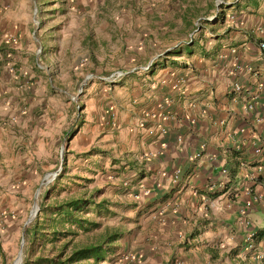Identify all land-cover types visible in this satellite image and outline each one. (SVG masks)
I'll return each mask as SVG.
<instances>
[{"label":"crops","instance_id":"obj_1","mask_svg":"<svg viewBox=\"0 0 264 264\" xmlns=\"http://www.w3.org/2000/svg\"><path fill=\"white\" fill-rule=\"evenodd\" d=\"M43 1L63 9L74 0ZM215 2L76 0L85 10L80 20L95 10L99 26L90 29L108 57L118 45L128 52L121 69L151 59L156 65L111 85L83 83V74L82 118L70 127L76 115L65 97L41 84L29 40L34 30L19 0H0V173L19 169L16 189L28 188L36 175L30 171L45 162L43 150L70 137V180L92 182L98 199L110 203L114 215L95 219L100 229L119 227L123 253L131 249L143 264H264L244 239L255 231L261 247L264 238V203L245 208L251 196L264 195V0H224L218 18L203 20L180 54L165 55L197 19L216 12ZM50 10L41 13L43 25L60 17ZM38 32L48 51L52 31ZM97 59L101 66L103 57ZM234 81L239 93L230 92Z\"/></svg>","mask_w":264,"mask_h":264},{"label":"rangeland","instance_id":"obj_2","mask_svg":"<svg viewBox=\"0 0 264 264\" xmlns=\"http://www.w3.org/2000/svg\"><path fill=\"white\" fill-rule=\"evenodd\" d=\"M19 2L20 12L25 15V17H28L30 30H35L36 32L38 28H36L32 22V8L34 3L38 5L37 0L35 2L32 0H19ZM64 4L63 9L58 6H52L51 4L42 5L44 17L46 14H51L50 11L52 10L50 9H55L53 10L54 14L59 13L60 17H56V15L53 14V18L51 16L48 17L47 20H44V25L42 23V15L39 17L38 27L40 26V28L43 29L46 26V28L52 31L53 36L49 38L45 36V39L49 41L48 45H50V47L48 51L46 47L42 48V53L39 54V61H41V65L44 66V68L40 69L37 67V71L42 79V86L46 84L48 87L51 83V87H53L51 89L55 90V93H57L56 95H63L67 103H69V108H71L76 115L70 122V127H73V125L82 118V116L79 117L77 114L81 109L78 106L82 105V100L79 98L82 93H78V89L82 83L83 74L93 72L96 74L98 72L100 75H104L112 70L120 69L126 66L128 52L123 51L120 45H118V50H116V52H111V58L108 57L109 52L102 49L96 40L98 36L94 35L90 29L99 26L98 22L95 23L92 18L95 10L87 9L85 16L89 15V18L83 21L79 19L80 13L85 11L80 9L81 7L79 6H82L81 4L76 3V0ZM60 26L63 27L59 29ZM85 33L86 35H84ZM34 35L35 38L33 34L30 33L29 40L33 45V49L36 51L41 45L43 36H40L39 32ZM82 40L87 41V43ZM117 41H119V39ZM183 45L186 46V44ZM45 54L46 57H44ZM97 57H103V59H101V66L100 62L94 61L95 58L98 61L100 60L97 59ZM113 62L115 64H113ZM83 88H87L86 84ZM67 142L68 140L66 138L56 145V149L43 150L44 155H46L44 157L45 162L39 163L36 169L31 170L30 167L28 169L27 173H29L30 170V173H36L35 178L31 177V179H33V184L28 188L21 190L16 189L19 182H21L19 169L10 172L8 169H10L11 166L9 168H3V172H1L3 179H0V264H23L24 255L26 253L25 245L27 244L25 241L24 229L35 218L38 212L37 210H39L40 206L43 204L42 201L45 198V193L48 191V188L45 187L39 191L38 195H35L36 189L45 171L52 169L56 165L48 163L47 161H49V159L54 157L57 163H59L62 160V154L65 152L66 160L62 161V163H65L63 164L64 169L59 183L57 184V188L62 186V189H59V194L57 191L50 192L49 199L45 202L52 201L56 198L61 199L62 197H69L74 193H79L81 191L87 192L93 189L92 182L90 181L88 182L84 181V179L77 178L75 179L76 181L70 180L72 177L70 174L71 171L70 169H66ZM28 218L29 222L25 223ZM103 231L104 229L96 228L86 234L78 235L75 239L93 242L99 238ZM22 239L23 244L21 246ZM128 254L131 255L130 259H125V256ZM100 264H143V262L131 249L123 253L119 248L113 258L101 262Z\"/></svg>","mask_w":264,"mask_h":264},{"label":"trees","instance_id":"obj_3","mask_svg":"<svg viewBox=\"0 0 264 264\" xmlns=\"http://www.w3.org/2000/svg\"><path fill=\"white\" fill-rule=\"evenodd\" d=\"M37 3L40 17L43 12L42 5L46 3L43 0H37ZM180 44L181 42L173 49L167 50L165 55L180 54ZM41 46L44 48L42 44ZM155 65L156 63L152 61L149 69ZM78 107L81 108V105ZM67 140L69 141L70 137ZM63 160H66L65 152L62 154ZM63 169L64 167L62 172ZM62 172L47 186L48 191L45 193L43 204L33 221L24 229L27 244L23 264H100L113 258L123 235L119 227L116 226L114 229L105 227L103 233L93 242L75 239L80 234L98 228L96 216L114 215L109 209L110 203L105 199H98V190L93 188L87 192L81 191L69 197L45 202L49 199L50 192L60 193L59 189H62V186L57 188V184Z\"/></svg>","mask_w":264,"mask_h":264},{"label":"built area","instance_id":"obj_4","mask_svg":"<svg viewBox=\"0 0 264 264\" xmlns=\"http://www.w3.org/2000/svg\"><path fill=\"white\" fill-rule=\"evenodd\" d=\"M32 1H36V0H32ZM224 3V0H216L215 4H216V7H217V10L214 14L212 15H209L207 17H203V18H199L195 21V28L194 30L187 36V38L185 39V41H182L181 43H186V44H189L193 41L194 39V35L195 33L200 29L201 27V23L203 22V20H207L209 22H212L214 20H216L218 18V14H219V7ZM32 22L33 24L36 26V28H38V25H39V13H38V7L37 5L34 3L33 5V8H32ZM33 34V37L35 38V30L32 32ZM15 37L12 36V35H8L7 37V40L8 41H14ZM260 47L262 49H264V41L260 42ZM42 47L41 45L36 49L35 53H36V66L40 69L44 68V66H42L41 64V61H39V54L42 53ZM153 59H151L148 63L146 64H140V65H133V66H130L129 68L127 69H115V70H112L110 71L109 73L107 74H104V75H100V74H94V73H86L84 75V82L83 83H86L87 81L95 78V79H99L101 81H103L104 83L106 84H111V83H115L117 82L118 80H120L121 78H123L126 74H131V73H135V72H138V71H147L152 63ZM182 82H184V78H178L176 80V84H182ZM83 83L80 84V87L78 89V93H81L82 92V89H83ZM230 89H231V93H239L242 89V85L237 82V81H234L231 83L230 85ZM247 109H253L254 108V103L253 102H250L246 105ZM263 142V141H261ZM255 153L257 154H260L262 153L263 151V148L261 146H257L255 149H254ZM62 168H63V165H62V161L60 162V164L55 168V169H51V170H48L46 171L41 179H40V182H39V185H38V189L39 191L42 189V188H45L47 187L48 185H50L51 183H53L57 177L59 176V174L62 172ZM224 172H226V170L224 169L223 170ZM179 173V169H176L174 171V179L177 177ZM146 192H148V190H146ZM258 202H261V203H264V195L263 194H255L253 196H251L250 200H248L245 204V208L247 209H250L252 208V206L255 204V203H258ZM242 223L246 226V227H249L250 224H251V221L247 218H242ZM244 239H245V242H246V249H248V251H250L254 257V259H256L257 261H260V262H264V238L262 239L261 241V247H258L257 244H256V232L255 231H247V233H245L244 235ZM255 251V252H254ZM254 253V254H253ZM131 255H126L125 256V259H130Z\"/></svg>","mask_w":264,"mask_h":264},{"label":"water","instance_id":"obj_5","mask_svg":"<svg viewBox=\"0 0 264 264\" xmlns=\"http://www.w3.org/2000/svg\"><path fill=\"white\" fill-rule=\"evenodd\" d=\"M38 192H39V189L37 188L36 189V192H35V195H37L38 194ZM38 211V210H37ZM27 222H29V218L27 219V221L25 222V223H27ZM22 244H23V239L21 240V246H22Z\"/></svg>","mask_w":264,"mask_h":264},{"label":"bare ground","instance_id":"obj_6","mask_svg":"<svg viewBox=\"0 0 264 264\" xmlns=\"http://www.w3.org/2000/svg\"><path fill=\"white\" fill-rule=\"evenodd\" d=\"M38 194H39V192H38ZM38 194H37V195H38ZM36 209H37V207H36Z\"/></svg>","mask_w":264,"mask_h":264},{"label":"clouds","instance_id":"obj_7","mask_svg":"<svg viewBox=\"0 0 264 264\" xmlns=\"http://www.w3.org/2000/svg\"><path fill=\"white\" fill-rule=\"evenodd\" d=\"M62 161V160H61Z\"/></svg>","mask_w":264,"mask_h":264}]
</instances>
